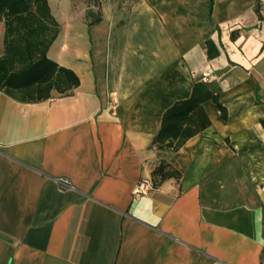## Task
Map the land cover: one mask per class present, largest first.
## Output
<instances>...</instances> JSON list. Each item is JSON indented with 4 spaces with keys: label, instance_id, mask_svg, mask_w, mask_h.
<instances>
[{
    "label": "crops",
    "instance_id": "0c3cea01",
    "mask_svg": "<svg viewBox=\"0 0 264 264\" xmlns=\"http://www.w3.org/2000/svg\"><path fill=\"white\" fill-rule=\"evenodd\" d=\"M258 1L137 0L59 24L47 56L79 85L40 102L0 90V264H264ZM196 80L227 118L207 101V128L155 149L163 112ZM161 161L176 174L133 195Z\"/></svg>",
    "mask_w": 264,
    "mask_h": 264
},
{
    "label": "trees",
    "instance_id": "16d2710c",
    "mask_svg": "<svg viewBox=\"0 0 264 264\" xmlns=\"http://www.w3.org/2000/svg\"><path fill=\"white\" fill-rule=\"evenodd\" d=\"M93 6L97 0H89ZM99 6V5H98ZM88 25L101 21L99 11L88 10ZM0 19L4 21L3 54L0 55V90L21 102H40L53 91L68 95L79 83L75 72L51 60L48 50L59 33V23L50 12L47 0H0ZM207 55L213 56L212 42L207 43ZM190 95L173 102L161 117L159 130L152 145L159 151H176L186 140L210 124L203 103L213 101L221 118L227 111L220 103L218 91L196 80ZM161 161L152 170L153 185L175 175Z\"/></svg>",
    "mask_w": 264,
    "mask_h": 264
},
{
    "label": "rangeland",
    "instance_id": "374dc122",
    "mask_svg": "<svg viewBox=\"0 0 264 264\" xmlns=\"http://www.w3.org/2000/svg\"><path fill=\"white\" fill-rule=\"evenodd\" d=\"M136 1L137 0H97L100 6H93L92 2L89 0H47V3H49L50 12L62 28L73 20L85 24V14L88 10L99 11L102 15L105 13L107 15H112L115 11H122V9L125 8L129 9ZM260 18L262 17L260 16Z\"/></svg>",
    "mask_w": 264,
    "mask_h": 264
},
{
    "label": "built area",
    "instance_id": "2783aa9c",
    "mask_svg": "<svg viewBox=\"0 0 264 264\" xmlns=\"http://www.w3.org/2000/svg\"><path fill=\"white\" fill-rule=\"evenodd\" d=\"M257 10H259L260 16L264 19V0H259L257 4ZM55 187L61 191H69L74 189L71 186L70 181L65 177H57L54 180ZM132 190L133 195H143L147 193L150 189L154 187L151 178L143 177ZM261 188L264 189V183L261 185Z\"/></svg>",
    "mask_w": 264,
    "mask_h": 264
},
{
    "label": "bare ground",
    "instance_id": "6f19581e",
    "mask_svg": "<svg viewBox=\"0 0 264 264\" xmlns=\"http://www.w3.org/2000/svg\"><path fill=\"white\" fill-rule=\"evenodd\" d=\"M61 2V1H60Z\"/></svg>",
    "mask_w": 264,
    "mask_h": 264
}]
</instances>
